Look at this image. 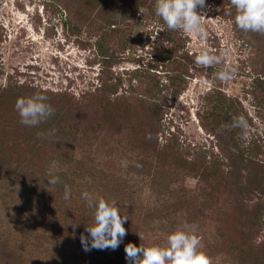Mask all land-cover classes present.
<instances>
[{"label":"rangeland","instance_id":"rangeland-1","mask_svg":"<svg viewBox=\"0 0 264 264\" xmlns=\"http://www.w3.org/2000/svg\"><path fill=\"white\" fill-rule=\"evenodd\" d=\"M86 1L0 0V103L7 102L15 89L13 94L21 98L46 96L55 110L36 136L32 128L15 125L3 140L0 164L15 165L24 172L0 179V264H15L13 260L105 264L107 257L95 260L89 243L90 250H84L83 233L63 230L59 224L64 214L86 210L85 192L116 201L120 214L128 218L126 235L135 245L167 247L171 233L194 228L210 264H235L232 254L223 250L233 229H248L249 245L264 246V219H252V224V202L232 182L222 188L203 174L212 173L210 164L217 161L215 134L223 113L214 118L208 114L217 91L226 97L224 107L234 106L247 120L243 139L255 142L258 159L264 162V93L251 84L254 77H264V35L236 26L237 12L230 0H205L196 11L205 18L207 40L173 31L174 39L165 41L161 37L164 25L155 13L156 0H113L107 21L123 20L119 26L126 31L114 34V24L105 27L106 46L117 57L106 67L90 44L106 19ZM170 45L199 67V72L189 69L186 87L173 101L165 89L159 93L154 89L167 69L174 67L159 65L155 49ZM205 48L227 55L221 64L204 67L195 63V56ZM226 65L235 68L236 75L224 82L216 73ZM117 77L121 83L114 93L90 95L101 82L113 83ZM155 99L164 104V126L182 146H189L179 151L180 156L175 150L164 155L151 150L162 152L160 146L168 137V130L162 134L164 127L154 135L153 144L143 140L151 128L150 107ZM56 110L67 118L70 132H51ZM31 142L46 145L44 151L35 158L20 154V167L16 158L11 163L16 155L10 147ZM79 163L93 167L94 175H78ZM53 178L58 182L50 184ZM65 185L71 190L70 198L48 206L45 191L54 193ZM168 207L173 211L170 215L165 211ZM115 258L121 264L117 261L121 258Z\"/></svg>","mask_w":264,"mask_h":264},{"label":"trees","instance_id":"trees-1","mask_svg":"<svg viewBox=\"0 0 264 264\" xmlns=\"http://www.w3.org/2000/svg\"><path fill=\"white\" fill-rule=\"evenodd\" d=\"M112 1L113 0L86 1L88 4H93L94 6H97L99 10L98 13L101 16L102 20L106 19V22H103V25L100 24L98 26L97 32L99 33V35H97V37L90 43L95 55L99 59V63L102 66L106 67L115 63L117 57L115 53L106 46V33H104L105 27H109L114 24L115 27L111 29L114 34H121L122 32L124 33L126 31V29H122L119 26L120 22H123V20H120L119 22L115 20L107 21V19L111 15V13H108L107 10L109 7L112 6ZM128 1L133 3L135 0ZM65 8L67 9V7ZM157 18L159 23L161 25H164V31H161V37L165 41H172L174 39V32L167 29V25L160 17L157 16ZM79 20H81V18H79ZM85 45H87V43H81V46ZM155 51L157 52L154 54V58L159 65H163L165 68L171 65H173L174 67L171 66L170 69H167L166 73H164L163 80L161 82L158 81L156 85H154V89L157 93L161 92L162 89H165L168 92V95L171 97V100L173 101L186 87V77L189 76V69L192 68L194 69V71L199 72V67L195 66V64H193V62L188 58L185 53H179L178 47L176 45H170L164 48L159 47L156 48ZM120 83L121 82L119 77H117L113 83L103 81L99 84V86L94 89L93 93H91L90 95H103L105 93H114L116 90L115 88ZM251 84L253 85V88L264 93V77H254L252 79ZM19 88H21V86H19ZM10 91L14 93L15 89H11ZM13 93L10 94V98L7 102L0 103V152L5 151L3 146L6 142H4L3 140L7 138L8 132L10 131L9 127L19 125L22 129L24 127L25 129L32 128L30 132L33 136H36L39 130L41 129V124L36 127H29L23 125L20 122V116L16 111L15 104L17 99L21 97L18 93ZM213 95L214 96L212 99V103L210 105V112H208V114L210 115V118H214L216 117V113L218 115V113L222 111L223 117L221 119H217V124H220V127L217 128V133L215 134L217 138V161L215 160L212 162V164H210V169L212 170V173L203 174L206 176H210L212 182L216 183L217 186L222 188H226L228 182H232L233 184H235L238 187V190L241 193H244L246 195V198L252 202L250 203L249 207L251 209L250 221H252L253 224V220L264 219V162L258 159L259 152L257 151L255 142H247V140L243 139V130L241 128L232 127L233 118L240 117L237 114L236 108L232 105L225 107L223 106L225 104L226 98L223 93L217 91L216 93H213ZM49 100L50 99H47L46 103L50 105ZM162 107H164V104H161L160 101H158L157 99H155V101L152 100V104L150 107L152 113V123L148 135H146V138L143 139L145 143L148 142L149 144H153L154 135L158 132H161L162 127H164L162 134L165 130H168L164 126V121L162 117L163 112L161 110ZM55 115L56 116H54L50 123L53 128L51 132L57 131L59 129L63 130L64 132H66V130L69 131V123L68 121H66L67 118L64 116L63 112H59L56 110ZM166 133L168 134V137L165 136L166 143L160 146L162 152L159 153L153 147L151 148V150L154 154L159 155L163 153L162 155H164L167 151L175 150L174 152H179L184 150V148L189 149V146H182L177 137H175L172 132L168 130L166 131ZM45 146L46 145L39 144L36 142H31L30 144L24 143L17 146L13 145L12 147H10V149L12 152L15 153L17 157H11L12 159L10 160V162H14V159L16 158V163L20 167V164L22 162L20 154L28 156L29 153L31 156L33 155V158H35L37 155L40 154L39 152L44 151V149L42 148H44ZM177 154H179V156L181 155L180 152ZM201 162L203 164L206 161ZM188 164L193 165L194 163L188 162ZM4 168L5 167H2V165L0 164V179L3 177L11 176L13 174L22 175V173L24 172L19 170V168H16L15 165H7V168ZM75 169H77L76 173L80 176H82L83 174L93 176L95 173V169L93 167H83L81 163L77 164ZM242 177H245V179H241ZM116 189H121V187H116ZM45 193V197L49 198L47 202L48 206H51L53 203L58 205L59 199L62 203L65 201L64 189L59 188L54 193L50 191H45ZM122 193L123 192L121 191H117V195L122 196ZM85 206L86 210L82 209V211H78L77 213H75V215L73 214V212L64 214L62 218L63 221H61L59 224L61 225L63 230L69 229V231H77L80 232V234L83 233L85 237L90 238L88 242L91 246V237L90 234L86 231V226L93 225L94 210L89 209L87 205ZM165 211L167 215L173 213V211H171L169 207L165 208ZM167 215L166 217H164V219L167 218ZM126 222H128V220H126ZM247 232L248 229H246V231L243 230V232L239 229H233V231H231V235L229 236L230 239L226 242L227 245L223 248V250L230 257L232 254V258L235 264H264V246H254V244L249 245L250 239L245 235L248 234ZM124 237V241H121V243L115 250L110 248L112 250L111 253H109L110 251L107 250L108 248L103 250L92 248L91 250L93 252L94 259L96 260L97 256H100V258L107 257V260H104L105 264H116V255L118 258H121V260L117 261L121 262V264L126 263L127 260L125 246L128 243L134 244V242L131 237H129V235H125ZM126 237H129V239ZM231 237H234L233 240H231ZM3 246L4 245H2V247ZM136 246L139 247L140 245L137 244ZM105 251H107V253ZM114 252H121V254L124 255L118 256ZM0 253H2L1 249ZM1 262H3V260H0V263ZM13 263L28 264L22 260H13Z\"/></svg>","mask_w":264,"mask_h":264},{"label":"clouds","instance_id":"clouds-1","mask_svg":"<svg viewBox=\"0 0 264 264\" xmlns=\"http://www.w3.org/2000/svg\"><path fill=\"white\" fill-rule=\"evenodd\" d=\"M236 9V26L244 32H256L264 35V0H230ZM205 0H156L155 13L171 31H181L200 41L208 38V32L203 24L204 16L199 14L197 6L203 7ZM203 18V19H202ZM158 33V32H157ZM156 33V34H157ZM155 37H152L155 40ZM227 55L222 51L219 55L213 54L207 48L201 49L195 56V63L204 67L221 64ZM236 69L226 65L216 73L220 81L232 80ZM47 97L35 95L30 98H18L15 104L20 116V122L29 127H36L45 123L54 114V109L46 103ZM233 128L246 130L247 120L243 117H234ZM150 138V137H149ZM58 182V178L49 180L50 184ZM71 190L64 186V198H70ZM87 207L94 210L93 225L86 226L91 237V248L115 250L127 234L124 223L128 218L120 214L116 201H106L104 198H93L89 193H83ZM192 230H177L167 238V247H144L128 243L125 246L126 259L129 264H210L206 254L200 250V240ZM141 240L143 237L139 235ZM81 243L85 251H89L88 238L81 234Z\"/></svg>","mask_w":264,"mask_h":264}]
</instances>
